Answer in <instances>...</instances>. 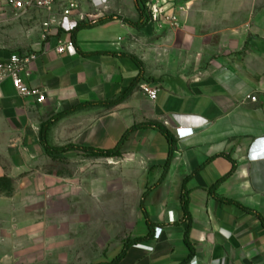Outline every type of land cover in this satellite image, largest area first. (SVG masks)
<instances>
[{
  "label": "crops",
  "instance_id": "obj_1",
  "mask_svg": "<svg viewBox=\"0 0 264 264\" xmlns=\"http://www.w3.org/2000/svg\"><path fill=\"white\" fill-rule=\"evenodd\" d=\"M262 4L264 0L248 5L237 1L234 10L218 16L215 24L203 15L197 18L191 28L196 32L191 49L200 51L207 46L209 58L198 56L187 65L195 69L191 75L174 71L153 84L143 82L113 110L81 112L53 127L50 141L57 147L75 144L114 149L128 129L146 122L165 125L176 139L168 174L146 201L149 219L158 227L156 238L131 247L119 264H183L190 256L186 235L195 251L188 264H264V226L259 217L218 199L235 201L264 218ZM22 19L11 4L0 0V61L12 53L34 55L28 83L46 97L41 103L38 96L19 95L11 81L2 85L0 157L16 163L15 169L37 160H53L39 140L43 122L81 103L117 98L139 74L136 63L121 56L134 51L126 43L132 31L120 21L79 32L75 49L59 54V39L43 40L38 17ZM206 27L208 33L200 34ZM179 30L159 33L177 34ZM184 30L188 36L187 27ZM145 89L158 91L155 101ZM77 155L83 156L71 152L59 157L70 161ZM169 157L167 139L154 129H142L130 136L123 156L111 160L121 161L131 179H150L153 183L146 182L147 189L162 178ZM5 163L0 162V178L6 175ZM185 190L191 224L185 220L182 206ZM3 209L0 204V217ZM148 233L141 211L137 230L130 238ZM123 245L101 263L112 262ZM5 251L7 242L0 239V264H7V258L24 256L19 251L7 256Z\"/></svg>",
  "mask_w": 264,
  "mask_h": 264
},
{
  "label": "rangeland",
  "instance_id": "obj_2",
  "mask_svg": "<svg viewBox=\"0 0 264 264\" xmlns=\"http://www.w3.org/2000/svg\"><path fill=\"white\" fill-rule=\"evenodd\" d=\"M179 1L186 10L177 34H160L145 20L142 29L132 26L139 22L135 0H109L108 11L93 19L118 17L121 20L116 21L129 26L132 32L126 43L134 52L123 54L138 58L146 77L157 79L174 71L191 75L195 69L187 65L198 56L209 58L207 46L191 49L196 33L191 28L197 18L203 15L215 24L218 16L234 10L237 1L248 5L255 0ZM203 33H208L207 27ZM5 161L6 175L0 178V204L4 206L0 239L7 242V256L17 251L24 255L7 258V264H100L137 230L142 194L150 179H131L121 161L77 155L70 161L62 157L37 160L21 169L0 157V162Z\"/></svg>",
  "mask_w": 264,
  "mask_h": 264
},
{
  "label": "built area",
  "instance_id": "obj_3",
  "mask_svg": "<svg viewBox=\"0 0 264 264\" xmlns=\"http://www.w3.org/2000/svg\"><path fill=\"white\" fill-rule=\"evenodd\" d=\"M11 4L19 18L35 15L39 18L42 38L48 41L58 38L57 53L64 54L75 49L72 38L65 40L64 35L80 22L97 21L96 18L108 11L109 0H5ZM145 11V22L159 31H176L180 28L181 14L186 9L179 0H141ZM89 19V20H88ZM34 55L12 53L7 59L0 61V99L2 85L11 81L17 93L23 97L38 96L39 102L46 100L44 93L33 89L28 83L30 77L29 64ZM150 100L155 101L157 90L145 89ZM256 102V97H251Z\"/></svg>",
  "mask_w": 264,
  "mask_h": 264
},
{
  "label": "trees",
  "instance_id": "obj_4",
  "mask_svg": "<svg viewBox=\"0 0 264 264\" xmlns=\"http://www.w3.org/2000/svg\"><path fill=\"white\" fill-rule=\"evenodd\" d=\"M135 3H136L137 10L139 12V22L137 24H133V23H130V24L132 26H136L138 29H142L144 27L143 22L145 19V11L141 7V0H135ZM116 20H121V19L118 17H116V18L104 17V18H101L97 21L80 22L70 32L71 38H72L73 42L76 44V37H77L79 32H81L83 30L93 29V28H96L98 26H101V25H104L106 23L116 21ZM115 55L117 56V54H115ZM121 56L131 59L139 67V74H138L137 78L135 79V81L132 83L130 88L124 94H122L121 96H119L117 98L111 99V100L81 103V104H78V105L68 109V110H65V111L60 112L56 115H53L47 121H45L41 124L40 133H39V140H40L42 147L44 148L46 154L49 157H51L53 160H59V158H60L59 156H62V155H65V154H68L71 152L72 153L73 152H80L85 158L95 159V160L121 158L123 156V148L126 145L130 136L133 133L137 132L138 130H142V129H154V130L160 132L168 141V144L170 147V157H169L167 164L163 167L164 172H163L162 178L158 181V183L156 184L155 187H151V188L147 189V191L142 196L141 203H140L141 211L145 215L146 220H147V225L149 228L148 235L145 237H141V238H134V239L128 238L123 243L124 245H123L122 252L112 262H109V263L104 262V263H100V264H119L125 258L128 250L131 247L138 245V244H141V243L145 242L146 240L156 238V230L158 227H156V225L153 224L149 219V215L146 212V201H147V198H148L150 192L153 189H155L156 187H159L164 182V180L168 174L170 164H171L172 153L174 152V149L176 147V139H175L173 133L165 125L158 123V122H146V123H141V124H135L133 127H131L130 129H128L126 131V133L122 137L121 141L119 142L117 147H115L114 149L105 150V149H99V148H93V147H84V146H79V145H75V144H68L65 146L57 147L51 143V141H50L51 131H52L53 127L56 124H58L59 122H61L63 119L68 118L70 116H73L75 114L81 113V112L89 111V110H95V109L98 110L99 109V110H104L105 112L111 111L114 108L121 105L122 103H124L133 94V92H135V90H137L139 88V85L141 83H143V82H157L158 81L157 79H154L152 77H150V78L146 77L144 65L138 58L131 56V55H126V54H121ZM218 199L224 203H227V204H236L240 208H243L244 210H246L247 212L257 215L259 217V219L261 220L263 226H264V218L260 214H257L254 211H251V210L244 208L243 206L236 203L235 201H231V200H227V199H223V198H218ZM182 206H183V211L185 214V220L189 221V223L191 224L192 218H191L190 209H189V206H190L189 194H188V191H186V190L182 195ZM185 242H186L187 247L190 250V256H189L188 260L186 262H184L183 264H188L192 260V258L194 257L195 251H194L193 246L191 245V243L188 240V235H186V237H185Z\"/></svg>",
  "mask_w": 264,
  "mask_h": 264
}]
</instances>
